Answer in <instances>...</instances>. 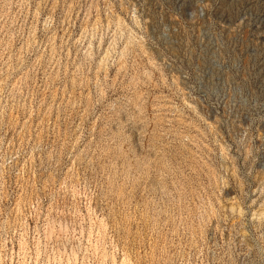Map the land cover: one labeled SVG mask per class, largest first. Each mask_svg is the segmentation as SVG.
<instances>
[{"label": "rangeland", "instance_id": "374dc122", "mask_svg": "<svg viewBox=\"0 0 264 264\" xmlns=\"http://www.w3.org/2000/svg\"><path fill=\"white\" fill-rule=\"evenodd\" d=\"M0 264H264V0H0Z\"/></svg>", "mask_w": 264, "mask_h": 264}]
</instances>
